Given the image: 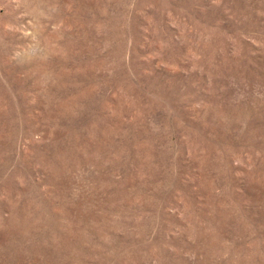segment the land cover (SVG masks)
I'll return each instance as SVG.
<instances>
[{"label":"rangeland","instance_id":"rangeland-1","mask_svg":"<svg viewBox=\"0 0 264 264\" xmlns=\"http://www.w3.org/2000/svg\"><path fill=\"white\" fill-rule=\"evenodd\" d=\"M0 264H264V0H0Z\"/></svg>","mask_w":264,"mask_h":264}]
</instances>
